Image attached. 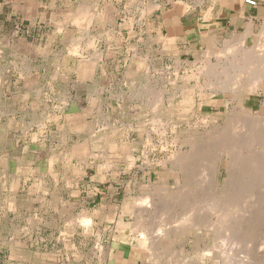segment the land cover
I'll use <instances>...</instances> for the list:
<instances>
[{
	"label": "rangeland",
	"instance_id": "1",
	"mask_svg": "<svg viewBox=\"0 0 264 264\" xmlns=\"http://www.w3.org/2000/svg\"><path fill=\"white\" fill-rule=\"evenodd\" d=\"M202 1L0 0V264H264V41Z\"/></svg>",
	"mask_w": 264,
	"mask_h": 264
},
{
	"label": "crops",
	"instance_id": "2",
	"mask_svg": "<svg viewBox=\"0 0 264 264\" xmlns=\"http://www.w3.org/2000/svg\"><path fill=\"white\" fill-rule=\"evenodd\" d=\"M254 1L256 6L248 5L246 0H203L198 5L188 2L183 10L171 9L163 17L166 16V27L172 30L173 36L198 37L204 45L211 43L210 51L214 54L217 38L246 36L245 43L252 38L256 43L259 39L264 41V0ZM193 13H199V16L195 18ZM175 18L179 31L172 23Z\"/></svg>",
	"mask_w": 264,
	"mask_h": 264
},
{
	"label": "bare ground",
	"instance_id": "3",
	"mask_svg": "<svg viewBox=\"0 0 264 264\" xmlns=\"http://www.w3.org/2000/svg\"><path fill=\"white\" fill-rule=\"evenodd\" d=\"M229 49H230V48H229ZM233 50H234V49H233ZM227 51H228V50H227ZM245 52H246V51H245ZM216 53H223V51H222V49H216L214 54H216ZM225 53H226V52H225ZM228 53H229V52H228ZM233 53H234V52H233ZM247 53H248V52H247ZM233 55H234V54H233ZM247 55H248V54H247ZM249 56H250V55H249ZM221 58H222V57H221ZM245 58H246V57H245ZM246 59H249V58L247 57ZM250 59H251V58H250ZM258 59H260V58H258ZM202 60H203V59H202ZM238 60H239V59H238ZM226 61H227V60H226ZM233 61H234V60H233ZM233 61L231 60V61L229 62V63L231 64L230 66H232V67H236V68H237L238 65H236V63H233ZM231 62H232V63H231ZM234 62H235V61H234ZM22 63H23V62H22ZM204 63H205V62H204ZM247 63H249V62L247 61ZM262 64H263V63H262ZM262 64H261V65H262ZM251 65H253V64H251ZM258 65H259L258 67H260V63H259ZM26 66H27V65H26ZM248 66H250V64H248ZM248 66H247V68H248ZM255 66H257V65H255ZM240 67H241V66H240ZM217 68H218V67H217ZM220 68H222V67H220ZM243 68H244V66H243ZM254 68H255V67H254ZM203 69H204V68H203ZM250 69H251V67H250ZM258 69H259V68H258ZM200 70H201V69H200ZM215 70H216V69H215ZM211 71H213V70H211ZM209 72H210V71H209ZM209 72H208V73H209ZM252 72H253V71H252ZM204 73H205V72H204ZM254 73H255V72H254ZM210 74H211V73H210ZM256 74H257V73H256ZM256 74H255V75H252V76H254L252 80H255V79L257 80V79H260L261 77L264 78V74H263V73H260V72H259V74H257V75H256ZM205 75H206V74H205ZM208 75H209V74H208ZM241 75H242V74H241ZM242 76H243V75H242ZM250 78H251V77H250ZM209 80H210V79H209ZM237 80H238V79H237ZM246 80H247V79H246ZM248 80H249V79H248ZM257 81H258V80H257ZM257 81H255V82L252 81V83H249V84H250L251 87H252L254 83H257ZM211 82H212V81H211ZM238 82H239V81H238ZM248 82H249V81H248ZM217 84H218V83H217ZM242 84H243V82H242ZM218 85H219V84H218ZM216 86H217V85H216ZM221 86H222V85H220V87H221ZM226 86H227V85H226ZM232 86H233V85H232ZM236 86H237V85H236ZM217 88H218V87H217ZM221 88H222V87H221ZM248 88H249V87H248ZM226 89H228V88H226ZM229 89H230V88H229ZM184 90H185V89H184ZM213 90H214V89H213ZM224 90H225V89H224ZM217 91H218V90H217ZM182 92H183V91H182ZM183 93H184V92H183ZM213 93H214V92H213ZM157 98H158V97H157ZM234 99H235V98H234ZM148 100H149V99H148ZM182 101H183V100H182ZM184 102H186V101H184ZM157 108H158V107H157ZM243 111H244L243 113H245V110H243ZM241 112H242V111H241ZM258 118H259V117H258ZM228 121H229V120H228ZM260 121H261V120H260ZM195 123H196V122H195ZM160 124H161V123H160ZM245 124H246V122H245ZM253 125H254V124H253ZM263 125H264V124H263ZM251 127H252V126H251ZM252 128H253V127H252ZM242 129H243V128H242ZM241 131H242V130H241ZM261 134H262V133H261ZM263 136H264V135H263ZM235 137H236V135H235ZM252 138H253V137H252ZM257 139H258V138H257ZM252 142H253V141H252ZM255 143H256V142H255ZM262 143H263V142H262ZM261 151H262V150H261ZM260 161H261V160H260ZM260 161H259V162H260ZM182 162H183V161H182ZM233 162H234V161H233ZM233 162H232V163H233ZM179 163H180V162H179ZM232 163L230 162V164H232ZM185 164H186V163H185ZM230 164H229L230 167H228L229 178H230L231 175H232V169H231V165H230ZM257 164H258V163H257ZM259 164H260V163H259ZM260 165H261V164H260ZM262 165H263V164H262ZM256 166H257V165H256ZM217 167H218V166H217ZM255 168H256V167H255ZM261 168H262V167H261ZM262 169H263V168H262ZM260 170H261V169H259V171H260ZM180 172H181V171H180ZM218 173H219V171H216V177H217V179H218ZM214 175H215V174H214ZM263 175H264V174H263ZM179 177H180V176H179ZM262 177H263V176H262ZM263 178H264V177H263ZM214 179H215V178H214ZM217 179H216V180H217ZM231 180H232V179H231ZM262 182H263V181H262ZM183 192H184V191H183ZM216 195H217V194H216ZM219 204H220V203H219ZM263 204H264V203H263ZM209 206H210V205H209ZM261 207H262V204H261ZM190 208H191V207H190ZM192 208H193V207H192ZM192 208H191V209H192ZM208 209H209V208H208ZM219 209H220V208H219ZM141 212H142V211H141ZM210 212H212V210H211ZM258 213H259V212H258ZM217 214H218V212H217ZM254 214H255V213H254ZM138 216H139V215H138ZM140 216H141V215H140ZM189 216H191V215H189ZM79 217H80V216H79ZM141 217H142V216H141ZM140 219H141V218H140ZM142 219H143V218H142ZM192 219H193V218H192ZM152 220H153V219H152ZM152 220H151V221H152ZM180 220H181V219H180ZM86 221H87V220H86ZM136 221H138V220H136ZM140 221H141V220H140ZM87 222H88V221H87ZM146 222H147V220H146ZM159 222H160V221H159ZM169 222H170V221H169ZM215 223H216V222H215ZM140 224H141V223H140ZM156 224H157V223H156ZM166 224H167V223H166ZM213 224H214V223H213ZM137 225H138V224H137ZM154 225H155V224H154ZM182 225H183V224H182ZM185 225H186V224H185ZM192 225H194V224H192ZM197 225H199V224H197ZM197 225H196V226H197ZM212 226H213V225H212ZM133 227H134V226H133ZM137 227H138V226H137ZM146 227H147V226H146ZM186 227H188V226H186ZM186 227H185V228H186ZM213 227H215V226H213ZM134 228L136 229V227H134ZM134 228H133V229H134ZM142 228H143V225H142ZM142 228H141V229H142ZM199 228H200V227H199ZM209 228H210V227H209ZM215 228H216V227H215ZM215 228H214V230H215ZM135 229H134V230H135ZM141 229H140V230H141ZM159 229H160V228H159ZM146 230H147V228H146ZM150 230H151V229H150ZM150 230H149V231H150ZM213 232H215V231H213ZM135 233H136V232H135ZM151 233H152V231H150V234H151ZM216 233H217V232H216ZM136 234H139V233H136ZM214 234H215V233H214ZM160 235H161V234H160ZM141 236H143V235H141ZM144 236H145V235H144ZM144 236H143V237H144ZM146 236H147V235H146ZM146 236H145V237H146ZM149 236H150V235H149ZM194 239H195V238H194ZM152 240H153V242H155V241L157 242L158 238H157V237H156V238L154 237V238H152ZM151 245H153L152 242H151ZM155 245H156V244H155ZM155 245H153V246H155ZM151 248H152V246H151ZM156 248H157V247H156ZM210 248H211V247H210ZM210 248H208V249H210ZM148 249H149V248H148ZM153 250L155 251L154 247H153ZM157 252H158V250H157ZM202 252H203V251H202ZM155 253H156V252H155ZM161 254H162V253H161ZM161 254H160V255H161ZM151 255H152V254H151ZM203 255H204V253H203ZM162 256H163V254H162ZM158 257H159V256H158ZM190 260H191V259H190ZM185 262H186V261H185Z\"/></svg>",
	"mask_w": 264,
	"mask_h": 264
},
{
	"label": "built area",
	"instance_id": "4",
	"mask_svg": "<svg viewBox=\"0 0 264 264\" xmlns=\"http://www.w3.org/2000/svg\"><path fill=\"white\" fill-rule=\"evenodd\" d=\"M246 3L250 6H256V1L254 0H246Z\"/></svg>",
	"mask_w": 264,
	"mask_h": 264
}]
</instances>
